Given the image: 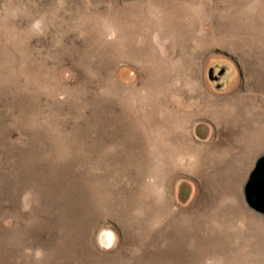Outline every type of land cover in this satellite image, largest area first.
I'll return each instance as SVG.
<instances>
[{
  "label": "rangeland",
  "instance_id": "1",
  "mask_svg": "<svg viewBox=\"0 0 264 264\" xmlns=\"http://www.w3.org/2000/svg\"><path fill=\"white\" fill-rule=\"evenodd\" d=\"M161 1L0 0V264H264V0Z\"/></svg>",
  "mask_w": 264,
  "mask_h": 264
},
{
  "label": "water",
  "instance_id": "2",
  "mask_svg": "<svg viewBox=\"0 0 264 264\" xmlns=\"http://www.w3.org/2000/svg\"><path fill=\"white\" fill-rule=\"evenodd\" d=\"M244 195L248 207L264 216V155L257 159L249 174Z\"/></svg>",
  "mask_w": 264,
  "mask_h": 264
},
{
  "label": "bare ground",
  "instance_id": "3",
  "mask_svg": "<svg viewBox=\"0 0 264 264\" xmlns=\"http://www.w3.org/2000/svg\"><path fill=\"white\" fill-rule=\"evenodd\" d=\"M122 1H123V0H122ZM155 1H156V0H155ZM162 1H163V0H162ZM162 1H161V2H162ZM168 1H169V0H168ZM178 1H179V0H178ZM184 1H185V0H184ZM153 2H154V1H153ZM164 2H165V1H164ZM226 2H227V1H226ZM125 3H126V2H125ZM176 3H177V2H176ZM140 4H141V3H140ZM142 4H143V3H142ZM142 4H141V5H142ZM144 4H145V3H144ZM149 4H150V3H149ZM165 4H166V2H165ZM112 5H113V4H112ZM141 5H140V6H141ZM160 5H161V4H160ZM216 5H217V4H216ZM216 5H215V6H216ZM144 6L146 7L147 4L144 5ZM163 6H164V5H163ZM165 6H166V5H165ZM218 6H219V5H218ZM227 6H228V5H227ZM230 6H231V5H230ZM108 7H110V6H108ZM127 7H128V6H127ZM148 7H150V6H148ZM168 7H169V6H168ZM172 7H173V5H172ZM105 8H106V7H105ZM170 8H171V7H170ZM170 8H169V9H170ZM48 9H49V8H48ZM143 9H144V8H143ZM232 9H233V8H232ZM232 9H231V10H232ZM139 10H140V9H139ZM139 10H138V12H139ZM89 11H90V10H89ZM159 11H160V10H159ZM181 11H182V10H181ZM181 11H180V12H181ZM186 11H187V10H186ZM232 11H233V10H232ZM146 12H147V11H146ZM171 12H173V11H171ZM148 13H149V11H148ZM128 14H132V12L130 11V13H128ZM137 14L140 15L139 13H137ZM142 14H143V13H142ZM142 14H141V15H142ZM170 14H171V13H170ZM181 14H182V13H181ZM181 14H180V15H181ZM161 15H162V14H161ZM114 16H115V15H114ZM131 16H132V15H131ZM182 16H184V14H183ZM182 16H181V17H182ZM218 16H219V15H218ZM218 16H217V17H218ZM139 17H140V16H139ZM139 17H138V18H139ZM142 17H143V16H142ZM184 17H185V16H184ZM127 18H128V17H127ZM143 18H144V17H143ZM220 18H221V17H220ZM130 19H131V18H130ZM167 19H168V18H167ZM224 19H225V18H224ZM121 20H122V19H121ZM140 20H141V19H140ZM154 20H155V19H154ZM118 22H121V21H118ZM125 22H126V21H125ZM125 22H123V23L125 24ZM136 22H137V21H136ZM181 22H182V21H181ZM99 24H100V23H99ZM136 24L140 25L139 23H136ZM258 24H259V23H258ZM109 25H110V23H109ZM116 25L118 26V24H116ZM122 25H123V24H122ZM151 25H152V24H151ZM120 26H121V25H120ZM124 26H125V25H124ZM125 28H126V27H125ZM140 28H141V26H140ZM172 28H173V27H172ZM119 29H121V28H119ZM122 29H123V28H122ZM135 29H137V28H135ZM141 29H142V28H141ZM110 30H111V29H110ZM131 30H133V29H131ZM138 30H140V29L138 28ZM125 31H126V30H125ZM133 31H135V30H133ZM128 32H129V31H128ZM138 32H139V31H138ZM174 32H175V30H174ZM230 32H231V31H230ZM131 33H132V32H131ZM140 33H141V32H140ZM177 33H178V32H177ZM95 34H96V33H95ZM128 34H130V33H128ZM184 34H185V33H184ZM139 35H140V34H139ZM126 36H127V35H126ZM126 36H125V37H126ZM132 36H133V35H132ZM140 36H141V35H140ZM187 36H189V35H187ZM125 37H123V38H125ZM128 37H129V36H128ZM128 37H127V38H128ZM134 37H137V36L134 35ZM134 37H133V38H134ZM226 37H227V36H226ZM96 38H97V37H96ZM130 38H131V36H130ZM231 38H232V37H231ZM134 39H135V38H134ZM227 39H228V38H227ZM233 39H234V38H233ZM125 40H126V39H125ZM128 40L130 41V39H128ZM135 40H136V39H135ZM137 40H138V39H137ZM144 40H146V39H144ZM100 41H101V40H100ZM123 41H124V40H123ZM133 41H134V40H133ZM212 41H213V40H212ZM212 41H211V44L213 43ZM229 41H230V40H229ZM124 42H125V41H124ZM138 42H139V41H138ZM217 42H218V41H217ZM128 43H129V42H128ZM143 43H144V41H143ZM199 43H200V42H199ZM219 43H220V42H219ZM234 43H235V42H234ZM138 44L140 45L141 43H138ZM188 44H189V42H188ZM214 44H215V43H214ZM128 45H129V44H128ZM97 46H98V45H97ZM136 47H137V46H136ZM98 48H99V47H98ZM125 48H126V47H125ZM127 48H128V47H127ZM130 48H131V47H130ZM137 48H138V47H137ZM137 48H136V49H137ZM145 48H146V47H145ZM198 48H199V47H198ZM137 50H138V49H137ZM146 50H147V49H146ZM128 51H129V50H128ZM132 51H133V50H132ZM129 52H130V51H129ZM126 53H128V52H126ZM135 53H136V52H135ZM131 55H132V53H131ZM148 55H149V54H148ZM134 56H135V55H134ZM154 56H156V55L154 54ZM103 57H104V56H103ZM128 57H129V55H128ZM139 57H140V54H139ZM144 57H146V56H144ZM130 58H131V57H130ZM149 58H150V57H149ZM155 58H156V57H155ZM135 59H136V58H135ZM140 59H141V58H139V60H140ZM146 59H147V58H146ZM126 60H127V59H126ZM139 60H138V61H139ZM149 60L151 61V59H149ZM145 61H146V60H145ZM148 62H149V61H148ZM148 62H147V63H148ZM152 62H154V61H152ZM150 63H151V62H150ZM155 65H157V64H155ZM168 75H169V74H168ZM168 75H166V76H168ZM167 78H168V77H167ZM165 80H166V79H165V76L163 75V77H161V78L159 79V82L157 83V86L159 87V85L163 84V82H164ZM165 82H166V81H165ZM113 86H114V85H113ZM161 88H162V86H161ZM114 90H115V89H114ZM164 100H165V99H164ZM161 101H162V100H161ZM160 104H161V103H160ZM164 105H165V104H164ZM163 108H164V107H163ZM260 119H261V118H260ZM155 127H156V126H155ZM154 130H155V129H154ZM206 157H207V156H206ZM219 163H220V162H219ZM207 166H208V165H207ZM215 166H216V165H215ZM227 170H228V169H227ZM150 172H151V171H150ZM213 172H214V171H213ZM210 173H211V172H210ZM235 177H236V176H235ZM240 178H242V177L240 176ZM237 180H238V178H237ZM237 180H236V181H237ZM239 182H240V181H239ZM239 182H237V183L239 184ZM231 185H232V184H231ZM234 185H235V184H234ZM236 186L238 187V185H236ZM235 189H236V188H235ZM232 190H233V189H232ZM232 190H231V191H232ZM237 190H238V189H237ZM232 192H233V193H232ZM232 192H231V193H232V196H233V198H234L233 200L236 201L237 204H238L237 207H236V209H237L238 211H240V213H242V215H243L244 217L249 218V216L247 215V213H245V211L241 210V207L239 206V204H240V197H239V195H238V192H235L234 190H233ZM231 199H232V198H231ZM236 202H235V203H236ZM233 205H234V204H233ZM231 206H232V205H231ZM144 208H145V207H144ZM250 218H251V217H250Z\"/></svg>",
  "mask_w": 264,
  "mask_h": 264
}]
</instances>
